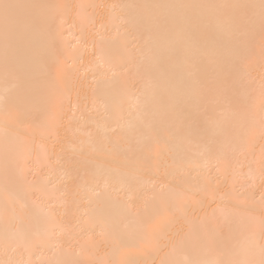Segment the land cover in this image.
<instances>
[{
    "label": "bare ground",
    "instance_id": "obj_1",
    "mask_svg": "<svg viewBox=\"0 0 264 264\" xmlns=\"http://www.w3.org/2000/svg\"><path fill=\"white\" fill-rule=\"evenodd\" d=\"M10 2L0 264H260L261 0Z\"/></svg>",
    "mask_w": 264,
    "mask_h": 264
},
{
    "label": "snow or ice",
    "instance_id": "obj_2",
    "mask_svg": "<svg viewBox=\"0 0 264 264\" xmlns=\"http://www.w3.org/2000/svg\"><path fill=\"white\" fill-rule=\"evenodd\" d=\"M18 7L17 5H14L10 2V0H0V24H2L3 29H4V33H5V37L7 38V35L10 31V29L13 26V10ZM117 7L116 5H113V8ZM178 7H186L185 5H180ZM261 17H262V25H264V0H261ZM121 24L128 26H136V21L134 19H125V18H121ZM52 44L53 46H55V29H53V36H52ZM0 103L2 104H7L8 103V97L2 96L0 97ZM26 116V113H24L23 111H21L20 113V119L23 120ZM113 131H116V129H114ZM30 186L33 188H36V184L29 182ZM33 194H35V192H33ZM25 195H26V191H25ZM179 195V194H178ZM262 224H264V221H262ZM209 242L211 243V238L209 240ZM261 256L262 259L260 260V264H264V245L261 246ZM210 264H238V262L236 261H230V260H226V259H220V260H216V261H212L210 262Z\"/></svg>",
    "mask_w": 264,
    "mask_h": 264
}]
</instances>
